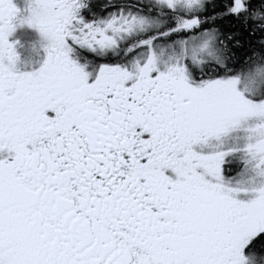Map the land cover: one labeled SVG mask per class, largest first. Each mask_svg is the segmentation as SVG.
<instances>
[{"label":"snow or ice","instance_id":"snow-or-ice-1","mask_svg":"<svg viewBox=\"0 0 264 264\" xmlns=\"http://www.w3.org/2000/svg\"><path fill=\"white\" fill-rule=\"evenodd\" d=\"M0 264H264V0H0Z\"/></svg>","mask_w":264,"mask_h":264}]
</instances>
